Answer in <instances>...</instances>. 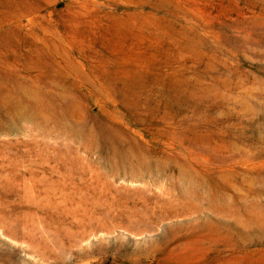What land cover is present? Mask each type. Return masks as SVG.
I'll use <instances>...</instances> for the list:
<instances>
[{
	"label": "rangeland",
	"instance_id": "1",
	"mask_svg": "<svg viewBox=\"0 0 264 264\" xmlns=\"http://www.w3.org/2000/svg\"><path fill=\"white\" fill-rule=\"evenodd\" d=\"M0 71V264H264V0H0Z\"/></svg>",
	"mask_w": 264,
	"mask_h": 264
},
{
	"label": "bare ground",
	"instance_id": "2",
	"mask_svg": "<svg viewBox=\"0 0 264 264\" xmlns=\"http://www.w3.org/2000/svg\"><path fill=\"white\" fill-rule=\"evenodd\" d=\"M120 25V24H119ZM7 36V35H6ZM9 41V40H8ZM7 41V42H8ZM11 46V47H14L15 46V44H13V43H10V42H8L7 43V46ZM15 51V50H14ZM44 53V52H43ZM42 65V64H41ZM34 66H32V68H33ZM46 72V71H45ZM44 72V73H45ZM47 75V74H46ZM6 76H7V74H6ZM37 76V75H36ZM3 76H2V72L0 71V81H2V79H4V78H2ZM12 77V76H11ZM51 77V76H50ZM51 79V78H50ZM17 80V79H16ZM48 80H49V78H48ZM6 84V83H5ZM4 85V84H3ZM3 85H1V83H0V90L3 88ZM5 89L7 88V86L6 87H4ZM3 88V89H4ZM18 88V87H17ZM119 88V87H118ZM10 89V88H9ZM18 90V89H17ZM51 90V89H50ZM3 91V90H2ZM19 91V90H18ZM6 93V92H5ZM14 93H16V92H14ZM0 94H2V93H0ZM31 94H32V96L34 97V100H35V102H36V106H37V108H38V110L40 109V112L42 113L43 111H44V109H46V108H49V110H51L52 112H53V114H55V103L57 102V99H55L54 101H52V100H50V99H54V97H52L51 98V96H49V97H47L45 94H43L41 91H39V90H31ZM12 95V94H11ZM6 96L8 97V91H7V93H6ZM29 96V95H28ZM3 100V99H2ZM5 100V99H4ZM18 100V99H17ZM1 101V100H0ZM6 101V100H5ZM14 101V100H13ZM32 102V101H31ZM7 103V102H6ZM15 104V103H14ZM12 105V104H11ZM15 106V105H14ZM14 106H12V107H14ZM9 107V106H8ZM9 112V111H8ZM38 112V111H37ZM50 112V111H49ZM39 113V112H38ZM15 114L17 115V112H16V110H15ZM11 116V115H10ZM21 115H19L18 116V118L20 117ZM22 117H23V115H22ZM17 118V119H18ZM20 119V118H19ZM103 122V121H102ZM109 124V123H108ZM106 125V124H105ZM107 129V128H106ZM93 130V129H92ZM98 131V130H97ZM97 133H99V132H97ZM100 137V136H99ZM101 138V137H100ZM97 139H98V137H97ZM102 139V138H101ZM105 146H107V145H105ZM104 146V147H105ZM106 148V147H105ZM121 155V154H120ZM215 221V220H214ZM212 223V222H211ZM218 223V222H217ZM252 233V232H251Z\"/></svg>",
	"mask_w": 264,
	"mask_h": 264
}]
</instances>
